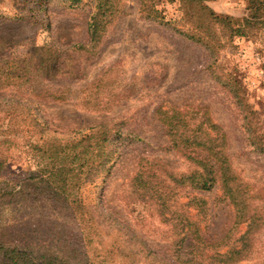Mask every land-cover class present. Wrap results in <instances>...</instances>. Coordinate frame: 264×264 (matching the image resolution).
<instances>
[{
    "label": "rangeland",
    "instance_id": "1",
    "mask_svg": "<svg viewBox=\"0 0 264 264\" xmlns=\"http://www.w3.org/2000/svg\"><path fill=\"white\" fill-rule=\"evenodd\" d=\"M206 4L216 14L239 21L251 14L247 0H207ZM158 8L163 19L151 22L142 17L140 0H125L123 14L107 29L101 43L90 49V3L68 8L63 0H46L42 6L39 0H0V62L10 63L9 67L15 58L33 50H38L37 57L47 48L59 54L67 51L70 59L66 65L73 70L65 81L69 94L73 98L75 92H88L106 108L94 112L72 101L27 98L33 101L29 106L43 124L46 138L79 143L86 139L89 128L109 123L115 126L111 147L118 151L109 172L69 188L97 216L88 228L81 231L68 212L57 209L48 196H26L36 197L38 202L23 200L25 196L19 197V192H24L20 188L27 171L37 174L42 165L22 154L23 134L16 123L9 134L4 120V111L19 109L24 103L19 78L0 82L3 255L27 250L37 264H220L212 256L217 250L229 249L234 254L227 264H264V153L249 145L244 111L250 104L264 120V34L222 38L224 46L212 58L204 46L184 35L191 24L181 20L178 0L163 1ZM79 45L85 50L73 52L71 47ZM231 72L244 87L245 101L234 97L226 83L223 75ZM159 110H173L179 118L188 114L191 128L204 115L217 124L221 135L217 143L222 145V155L229 156L246 191L245 206L227 197L220 181L211 190L197 191L169 180L170 174L188 173L195 166L185 155L188 148L173 147L172 136L155 114ZM215 134L211 132L213 137ZM9 138L14 140V151L7 160ZM82 173L78 170L75 175ZM141 174L143 181L139 180ZM35 181L34 187L44 188L39 179ZM156 181L161 191L173 195L170 223L159 208V194L146 199L139 194L141 188L150 193L151 187L154 192ZM197 198L204 204L194 200ZM243 208L246 216L239 220ZM251 218L255 220L252 231L248 227ZM183 222L187 229H199L201 242L188 232L179 246L177 226ZM248 228L251 233L240 240ZM76 232L82 241L89 240L87 246L85 242L78 248L73 245L70 239ZM225 237V245L219 248ZM24 246H31L30 250Z\"/></svg>",
    "mask_w": 264,
    "mask_h": 264
},
{
    "label": "trees",
    "instance_id": "2",
    "mask_svg": "<svg viewBox=\"0 0 264 264\" xmlns=\"http://www.w3.org/2000/svg\"><path fill=\"white\" fill-rule=\"evenodd\" d=\"M46 0H39L42 4ZM141 15L144 19L151 22H158L163 19V11L158 8L163 1L172 2L174 0H140ZM181 3L182 17L184 22L191 24L189 32H184V35L201 44L205 47L208 54L214 58L219 54L222 45V38L232 39L234 37H249L256 33L264 34V0H247L248 9L251 14L242 20H235L231 16H221L216 14L207 4V0H178ZM125 0H63L64 5L68 8H76L83 4L90 3L92 12L88 23L90 41L89 48L95 49L103 40L107 29L113 22L123 14ZM257 31V32H254ZM73 52L85 50V47L73 46ZM38 50L28 52L20 58H15L10 63L0 62V82L6 78H19V92L24 97V103L19 104V109L8 108L4 111V120L9 130V134L13 133V128L17 125V130L23 134L22 144H19V150L26 156H32L33 160L42 165L39 173L34 174L32 170H28L25 184L21 186L24 192H19V197H24L23 200L30 202H38L36 197L27 198L33 195H41L43 199L50 197L52 203L57 209H63L68 212L73 221H76L80 230L88 228L91 220L95 217L94 213L89 212L83 202L76 200L73 193L69 192L70 187L74 189L79 184L92 181L105 172H109L111 165L116 159L117 150L112 149V131L113 127L109 123H101L88 129L85 140L77 142L61 143L57 140L51 141L45 136V128L40 120L32 113L29 102L33 101L27 98L34 97L50 102H67L72 101L75 105L83 106L85 109L97 112V110H105L104 103L101 100L92 98L88 92H75L74 97L69 94L71 91L66 77L73 70L67 68L69 53L67 51L59 54L57 50L47 48L42 51L40 57H37ZM226 83L231 85V92L236 98H241L245 101V90L237 75L233 76V72L226 73ZM220 80V76L217 75ZM66 81V82H65ZM228 81V82H227ZM244 111L247 112L246 132L249 145L255 150L264 153V120L261 119V113L254 110L250 104H246ZM159 113V114H158ZM161 123L165 125L169 136H172L173 147H181L186 149L185 155L187 159L195 166L194 170L180 175H169V180L177 184V186H189L197 191L211 190L218 181L221 182L224 194L231 198L238 206H245L246 191L240 185V179L235 175L229 156L222 155V145L217 141H221L219 127L213 123L210 118H205L199 122L198 126L191 128L187 125L188 114L182 118L178 117L177 112L173 110L162 111L155 113ZM161 118V119H160ZM16 123V125H14ZM19 125V128H18ZM209 126V127H208ZM216 133L215 136L211 132ZM17 132V131H16ZM200 133L198 136L197 133ZM9 146L5 153L7 156H12L14 151L12 138L8 140ZM78 161L81 166H78ZM78 170H82L81 175H75ZM144 173V172H143ZM74 177V179L72 178ZM76 176V179H75ZM35 179H39L44 183V188L34 187ZM142 174L139 180L143 181ZM73 180L72 182H70ZM138 184V180L135 181ZM140 186V185H139ZM28 187L32 189L29 190ZM33 187V188H32ZM71 188V189H72ZM155 188V186H154ZM157 188V189H156ZM156 190L153 192L143 191L142 188L139 194L146 199L147 195L154 197L159 194L157 200L159 208L167 215L165 220L170 223L173 220L174 213L171 211L173 199L171 191H161L156 181ZM19 189V191H20ZM31 192V193H30ZM148 193V194H147ZM198 203L204 204L200 198L194 199ZM201 205V207H203ZM243 214L237 219L241 220L246 215L244 208L239 209ZM171 211V212H170ZM75 224V223H74ZM255 220L251 218L248 227L252 231ZM77 227V224H75ZM58 227V225H56ZM78 228V227H77ZM176 229V228H175ZM248 230L241 236L240 240L246 238L251 231ZM178 235L181 238L178 240L179 246H182L186 239V234L189 232L193 237L201 242L199 229L195 226L193 229L186 228V224L181 223L177 226ZM71 238L73 245L77 248L82 244L87 246L89 240L80 238V232L72 234ZM83 235V234H82ZM198 244V242H196ZM226 243V237L219 243V248H222ZM33 245V244H32ZM31 245V246H32ZM31 246H24L29 249ZM190 245L189 247H191ZM228 249L225 252L218 250L212 256V260L227 264L233 261V254ZM239 250L233 251L237 252ZM233 263V262H232ZM0 264H37L32 252L23 251L12 255L0 253Z\"/></svg>",
    "mask_w": 264,
    "mask_h": 264
}]
</instances>
